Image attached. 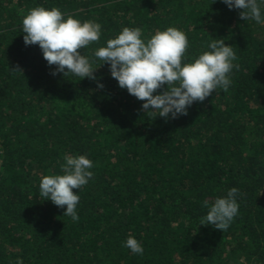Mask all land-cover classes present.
Instances as JSON below:
<instances>
[{"label":"trees","instance_id":"16d2710c","mask_svg":"<svg viewBox=\"0 0 264 264\" xmlns=\"http://www.w3.org/2000/svg\"><path fill=\"white\" fill-rule=\"evenodd\" d=\"M37 5L100 23L82 55L125 26L145 37L175 26L189 57L220 38L238 67L227 92L175 119H151L107 63L93 64L102 89L53 76L20 32ZM238 11L221 0H0V264H264V24ZM65 154L93 162L75 222L38 192ZM230 187L240 195L229 227L200 225L202 201ZM129 235L142 255L122 246Z\"/></svg>","mask_w":264,"mask_h":264},{"label":"clouds","instance_id":"9594fccd","mask_svg":"<svg viewBox=\"0 0 264 264\" xmlns=\"http://www.w3.org/2000/svg\"><path fill=\"white\" fill-rule=\"evenodd\" d=\"M221 2L229 10H239L240 19L264 24V0ZM20 29L24 45H38L47 65L55 66L53 76L61 73L64 77L88 78L96 82L97 89H102L104 85L94 75L93 64L97 60L99 65L107 63L117 86L141 101L140 109L151 119L157 116L175 119L186 115L194 102L204 101L217 89L227 92L232 71L238 67L234 64L235 51L220 38L209 40L206 50L189 57L186 34L175 26L155 30L147 37L139 27L125 26L90 56L82 55L78 49L99 40L101 25L96 21H80L56 7L37 5L23 15ZM63 161L60 173L40 177L38 192L43 200L62 207L63 215L75 222L79 219L77 190L92 178L93 162L84 154H65ZM239 195L236 187H230L211 203L203 200L201 207L206 213L200 225H210L221 232L226 230L238 214ZM122 246L133 254H143L141 243L132 235L122 241ZM15 264H23L22 259L17 257Z\"/></svg>","mask_w":264,"mask_h":264}]
</instances>
